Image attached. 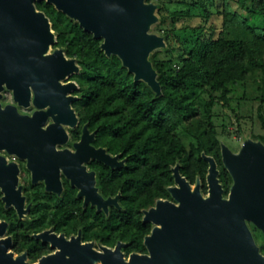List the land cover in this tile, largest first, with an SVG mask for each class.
I'll return each mask as SVG.
<instances>
[{"label": "water", "instance_id": "1", "mask_svg": "<svg viewBox=\"0 0 264 264\" xmlns=\"http://www.w3.org/2000/svg\"><path fill=\"white\" fill-rule=\"evenodd\" d=\"M35 1L43 0H0V151L26 159L33 181L44 180L48 191H54L51 178L61 167L72 185L79 188V194L86 195L84 181L76 182L69 173L86 172L83 162L92 157L90 152L100 151L106 159L93 157L112 169L122 168L125 159L118 161L121 154L112 156L106 148L95 149L91 141L96 131L91 132L87 123L81 139L73 144L76 152L67 148L56 150L57 144L67 142L66 127L73 129L79 121L72 106L79 99L74 94L79 86L68 79L80 73L81 67L76 58L66 56L63 48H53L56 33L46 14L36 9ZM44 1L102 39L100 47L104 53L108 57L116 55L135 81L145 82L156 96L162 94L151 61L155 51L167 47L165 37L152 31L161 20L158 3ZM4 91L11 92L16 104H2ZM31 103L36 107L32 115L18 112L17 106L28 108ZM48 118L52 123L44 128ZM220 143L224 168L233 181L228 196H224L220 170L213 156L202 153L209 165L206 195L201 193L199 177L192 190L177 163L172 167L176 185L168 190L178 204L157 199L154 206L144 210V221L154 224L151 233L144 237L147 253L132 252L126 256L122 250L126 244L121 241L114 248L101 246L99 251L92 242L82 243L80 236L66 239L54 235L52 246L57 249L30 263L24 254L10 251V239L4 237L7 223L0 221V264H264V256L245 220L249 209L258 208L261 220L257 223L264 224V143L251 136H245L237 150L223 139ZM49 157L57 159L58 165L48 169L38 162L32 163ZM68 160L75 163L69 164ZM18 173L17 163L0 155V187L7 207L19 191L15 189ZM117 198H108L106 202Z\"/></svg>", "mask_w": 264, "mask_h": 264}, {"label": "trees", "instance_id": "2", "mask_svg": "<svg viewBox=\"0 0 264 264\" xmlns=\"http://www.w3.org/2000/svg\"><path fill=\"white\" fill-rule=\"evenodd\" d=\"M153 1L161 18L157 30L167 43L151 55L160 96L145 82L135 81L116 55L108 57L100 47L102 39L51 4L43 2L46 9H41L56 33L54 47L63 48L81 67L80 73L70 77L79 86L75 95L82 109L72 106L80 124L96 131V144L126 159L122 168H106L101 174L105 193H121L122 205L121 211L112 209L105 221L102 242L109 246L117 240L126 242V255L146 251L143 237L150 225L141 221V210L168 197L167 186L174 182L172 167L177 163L190 182L200 178L205 192L208 162L202 153L213 156L227 190L230 177L221 162L220 140L230 131L223 123L215 124V105L228 106L237 89L239 99L247 98L250 89L255 91L256 116L263 132L251 137L264 143V0H183L187 9L167 14L162 0ZM208 4H222L216 11L222 18L216 37L208 36L204 24L176 26V19L195 17L197 5L203 9L205 23L210 16ZM244 11L262 25L248 23ZM72 133L77 137L79 130ZM90 234L85 236L92 237L94 232Z\"/></svg>", "mask_w": 264, "mask_h": 264}, {"label": "flooded vegetation", "instance_id": "3", "mask_svg": "<svg viewBox=\"0 0 264 264\" xmlns=\"http://www.w3.org/2000/svg\"><path fill=\"white\" fill-rule=\"evenodd\" d=\"M38 2L41 1H35V6L37 10H40L36 5ZM53 48L55 47L53 46ZM68 80L72 79L69 78ZM3 95L4 97L1 100L3 105L16 104L13 101L11 92L4 91ZM8 95H10V97ZM17 109L21 114L32 115V113L36 110V107L31 103L30 107L28 108L17 106ZM51 123L52 119L48 118L44 125V128ZM84 125L85 124H80L79 120L75 128L72 129L66 127L68 132L67 142L63 145L57 144L56 150L67 148L68 151L72 153L76 152L73 144L81 139ZM75 130H79V134L77 137H74L72 133ZM95 138L96 135L93 141H91V145L95 149L105 148L100 144H96ZM239 147L237 149H239ZM90 154L92 155V157H90L88 161L83 162V165L86 167V172H81L77 175L75 173H69V175L74 178L76 182L84 181L82 182V184L86 188L85 192L86 195H88L87 198L86 195L81 196L79 194V188H77L75 185H72L71 179L66 176L61 167H58L59 169L57 168L58 171L54 174L55 176H52V178L50 176V178L52 179L51 181H53L52 186L55 189L54 191H48L46 189L44 180H39L37 182L33 181L34 179L32 177V171L28 169L26 159L17 157L15 155H10L5 151H0V155H4L8 161L16 162L19 167L18 179L15 185V189L19 191L15 192L8 207L3 201V193L0 187V221H5L7 223V229L4 237L10 239V251H12L15 255L24 254L28 262L36 263L42 256L53 253L57 249L56 246H52V239L54 238V235H63L66 239H70L72 236H80L82 243L92 242L94 249L99 251L101 250V246L114 248L115 245L119 241H121L117 240L113 246H109L102 242L101 236V233H103V231L105 230V221L109 217L112 209L118 211H121L122 209V205L120 202L121 193L118 192L115 195H107L103 189V186L101 185V174L102 171L106 168H109L110 170H116L120 168L112 169L110 166L106 165L104 161L93 157V155H97L102 159H106V156H104L100 151L90 152ZM110 154L112 156L116 155L112 153ZM123 159L125 158L120 156L118 161H121ZM36 162H38L40 166H45L48 169H50L55 164L58 165L57 159L51 157L41 161L33 160L32 163L36 164ZM67 163L72 164L75 163V161L71 162L68 160ZM92 173L93 178L91 175ZM228 174L230 177V182L227 186V190H225V188L223 187L224 196H228L230 188L233 184L232 177L229 172ZM92 179H94V184ZM195 184L196 180L195 182H190L192 190ZM174 185H176L175 182L167 186L168 197L158 199L168 200L174 204H178V202L173 199L171 193L168 190V187ZM200 190L203 195H206L208 193L207 183L206 191H203L202 182L200 184ZM116 196H118L116 201L112 200L109 203L106 202L108 198L112 199ZM154 204L152 206H154ZM147 209L141 210V221L150 225L149 232L146 235L151 233L154 226L152 222L144 221V210ZM248 213L250 217L248 216L245 219L246 225L250 230L251 236L258 248L259 253L264 256V224L257 223L260 222L259 220H261L260 210L258 208H252L248 210ZM75 221H78L76 226L74 225ZM84 221H86V224H84ZM91 223H95L94 225H96L97 223L99 232H97L96 227L91 226ZM92 231L94 232V235L87 238L85 235L90 234ZM123 243L126 244L122 248L123 252L125 253L124 248L127 246V243ZM134 252L147 253L148 250L146 249L145 252ZM35 255L37 256L34 257Z\"/></svg>", "mask_w": 264, "mask_h": 264}, {"label": "rangeland", "instance_id": "4", "mask_svg": "<svg viewBox=\"0 0 264 264\" xmlns=\"http://www.w3.org/2000/svg\"><path fill=\"white\" fill-rule=\"evenodd\" d=\"M184 1L191 2L194 0H184ZM43 2L45 4H48L44 0L38 2L41 4L39 5L40 10L46 9ZM162 2L164 3L165 6V10L163 11L165 14H167V11L170 12L174 10H182V9L184 10L188 8V5L183 3V0H162ZM221 8H222V4H219L217 6L208 4V10H209L208 13L210 14V16L207 19V21L204 23V19L201 16V12L203 11V9L197 5L194 10L195 17H185L179 20L176 19L175 24L177 27H184L189 25L198 26L204 24L208 36L214 38L218 35V32L222 28V18L216 12L217 9H221ZM157 14L159 15L158 12ZM243 16L247 18V21L250 24L262 25L258 20L251 17L247 11L243 12ZM158 24L153 26L152 31L159 34L160 33L159 30H157ZM163 29L164 27L160 31H162ZM252 78L253 76L250 75L249 80H252ZM249 92L250 94L247 98L239 99L241 93L240 90L237 89L233 93V97L229 100L228 106L218 104L215 105L214 107V111L216 114L214 117L215 124L220 125L221 123H223L230 131L227 137L222 136L221 139H223L224 142L227 143L228 146L233 150H237V148L240 146L245 136H251L252 134H259L263 132V129L261 128V124L256 116V111L259 105V101L256 100L255 97L258 94L252 89H250ZM8 96L10 97V95ZM72 105H74L77 111H80L82 109L81 106L82 104L79 101L73 102Z\"/></svg>", "mask_w": 264, "mask_h": 264}]
</instances>
